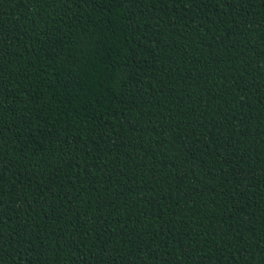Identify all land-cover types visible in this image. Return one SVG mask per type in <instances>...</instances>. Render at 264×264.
<instances>
[{
	"label": "trees",
	"instance_id": "obj_1",
	"mask_svg": "<svg viewBox=\"0 0 264 264\" xmlns=\"http://www.w3.org/2000/svg\"><path fill=\"white\" fill-rule=\"evenodd\" d=\"M0 264H264V0H0Z\"/></svg>",
	"mask_w": 264,
	"mask_h": 264
}]
</instances>
